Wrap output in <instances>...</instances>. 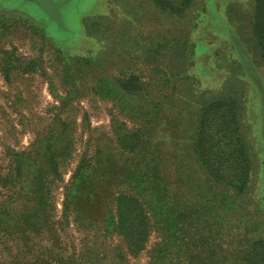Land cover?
I'll use <instances>...</instances> for the list:
<instances>
[{
	"label": "rangeland",
	"instance_id": "obj_1",
	"mask_svg": "<svg viewBox=\"0 0 264 264\" xmlns=\"http://www.w3.org/2000/svg\"><path fill=\"white\" fill-rule=\"evenodd\" d=\"M252 6L190 0L168 14L150 0H0V264H239L237 240L245 230L264 236V221L256 231L252 220L235 228L231 190L208 179L216 214L191 229L179 222L187 214L151 194L147 164L157 142L158 160L176 150L183 176L202 183L188 145L195 109L228 94L251 135L245 205L264 220V64L250 32ZM100 17L92 30L89 20ZM128 76L139 92L121 89ZM162 101L160 119L148 123L151 103ZM173 112L180 122H163ZM149 128L155 137L136 144L134 135ZM185 189L179 184L181 201ZM131 198L146 223L141 241L110 222Z\"/></svg>",
	"mask_w": 264,
	"mask_h": 264
},
{
	"label": "trees",
	"instance_id": "obj_2",
	"mask_svg": "<svg viewBox=\"0 0 264 264\" xmlns=\"http://www.w3.org/2000/svg\"><path fill=\"white\" fill-rule=\"evenodd\" d=\"M150 2L159 11L177 14L187 6L190 0H150ZM252 4L250 32L256 55L264 64V0H252ZM99 19H102V17L89 20V27L92 30L95 29ZM68 60L81 65L87 59L84 57H69ZM131 78V76H128V79L120 84L121 89L124 92H134V90L139 92L141 87L133 82ZM162 103L163 101L161 103H151V113L150 115L148 112L146 113L148 123L154 124L157 120L156 118H158L157 115H161L160 106ZM173 104L174 102L170 101L166 105ZM168 108H172V106ZM162 118L166 124L171 122L176 125L180 122L179 115L177 116L176 112L171 113L168 118L167 116L165 118L162 116ZM192 122L188 145L192 155L199 162V167L203 170L206 179L201 183L199 178L195 176V178H191L190 172L183 176V164L179 163L178 159L180 157L176 150L163 149L162 155L160 153V160H158V150L154 148L157 142H152L153 148L150 149L151 154L147 164L150 176L147 179L149 180L151 194L158 195L160 193L163 203L168 209H178L179 212L187 214V218H180L179 222H187L191 229H195L199 220L209 223L208 218H206L208 212L216 211V209H212L215 207V201L208 200L206 195L209 186L205 185V183L209 179L231 190L225 196L226 205L235 207L234 211H230L232 217L230 223H233L235 228H241V225L245 224L247 220H252V223H248V225L256 231L264 220L260 218L263 215L262 212L259 213L255 206L250 210L246 207L244 201V197L245 199L249 198L250 184L254 177L255 166L251 151V135L239 116L236 100L225 93L211 96L197 104ZM150 129L147 132L144 131L134 135L135 143H150L149 141L156 134L155 131L152 132V129ZM169 137L173 140H170L172 145L174 147L177 146L176 140L178 137ZM142 138L145 139L142 141ZM47 146L49 145L47 144ZM44 162L47 165V172L55 174L56 164L47 149L44 152ZM180 177L184 178L182 179L184 183H182ZM179 184L187 185L185 196H189L183 198L182 201L178 196ZM138 203L136 199L131 198L128 206L122 205V208L117 209L118 212L117 215L115 214V219L112 217L110 222L112 224L115 223L116 227L119 226L121 232L123 229L129 231V234H126L129 238L141 241L143 233L141 227L145 226L146 223L142 221L143 218L139 217L138 213L136 216V213L133 212L134 207L130 208V206H137ZM203 210L207 212L201 213ZM214 213L216 214V212ZM211 217L213 218V215L209 218ZM246 231L242 233L236 243L235 253H240L239 264H264V236L259 232H255L253 236L248 237ZM180 236L179 240L185 244V236Z\"/></svg>",
	"mask_w": 264,
	"mask_h": 264
}]
</instances>
